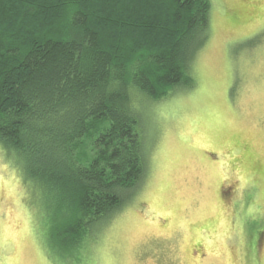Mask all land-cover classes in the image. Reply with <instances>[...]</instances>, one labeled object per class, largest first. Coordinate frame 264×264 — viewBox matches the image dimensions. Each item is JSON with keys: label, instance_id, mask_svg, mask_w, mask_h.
Returning <instances> with one entry per match:
<instances>
[{"label": "trees", "instance_id": "trees-1", "mask_svg": "<svg viewBox=\"0 0 264 264\" xmlns=\"http://www.w3.org/2000/svg\"><path fill=\"white\" fill-rule=\"evenodd\" d=\"M210 6L0 0V143L51 209L49 233L66 252L143 180L140 101L193 83L189 66L206 40Z\"/></svg>", "mask_w": 264, "mask_h": 264}, {"label": "rangeland", "instance_id": "rangeland-1", "mask_svg": "<svg viewBox=\"0 0 264 264\" xmlns=\"http://www.w3.org/2000/svg\"><path fill=\"white\" fill-rule=\"evenodd\" d=\"M209 1L193 83L140 101L143 180L80 247L0 143V264H264V0Z\"/></svg>", "mask_w": 264, "mask_h": 264}]
</instances>
